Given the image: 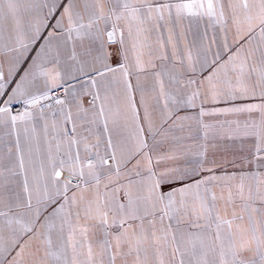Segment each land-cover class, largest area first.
<instances>
[{
	"label": "snow or ice",
	"instance_id": "6c2138e0",
	"mask_svg": "<svg viewBox=\"0 0 264 264\" xmlns=\"http://www.w3.org/2000/svg\"><path fill=\"white\" fill-rule=\"evenodd\" d=\"M0 264H264V0H0Z\"/></svg>",
	"mask_w": 264,
	"mask_h": 264
}]
</instances>
